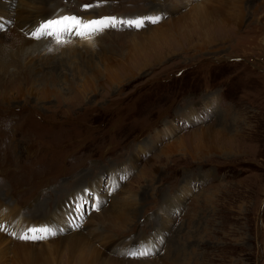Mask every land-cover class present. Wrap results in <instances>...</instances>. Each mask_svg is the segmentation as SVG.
Instances as JSON below:
<instances>
[{
    "label": "rangeland",
    "instance_id": "1",
    "mask_svg": "<svg viewBox=\"0 0 264 264\" xmlns=\"http://www.w3.org/2000/svg\"><path fill=\"white\" fill-rule=\"evenodd\" d=\"M2 1L0 264H264V0H48L44 22L163 19L39 48Z\"/></svg>",
    "mask_w": 264,
    "mask_h": 264
},
{
    "label": "bare ground",
    "instance_id": "2",
    "mask_svg": "<svg viewBox=\"0 0 264 264\" xmlns=\"http://www.w3.org/2000/svg\"><path fill=\"white\" fill-rule=\"evenodd\" d=\"M219 2V4H218V6H216V7H214L215 9H217V10H219V12L221 11V7H222V5L224 4L223 2H225V1H223L222 2V0H218ZM216 2V1H215ZM48 0H30L29 2H27L26 0H19V3L17 4V6H16V8L14 9V12H15V14L17 15V17H16V19L18 20V21H23L21 24L22 25H18L17 24V26L15 27V29H16V31H17V33H16V36L14 37V39L17 41V42H19L22 46L24 45L25 47L26 46H29L28 44L26 45V42L28 41L30 44H32V45H36L35 46V48H37V46H38V48L40 47V46H42L43 45V41L44 40H37V39H34V38H32L31 37V35H30V33L32 32V31H35L36 29H37V27L40 25V24H42V23H44V21H45V19L48 17V16H46L45 14H47L48 13ZM6 9H7V7H6V5H5V3L2 1V0H0V10L1 11H6ZM56 13V12H55ZM211 14H212V12H210ZM213 13H214V11H213ZM195 14H196V17H198L199 18V20L198 21H196L195 23H191V26H193V27H195V26H200V27H202V25L203 24H209V28L205 31V32H203V30H200V34H199V36H196V37H194V36H190V39L191 40H193V39H200V38H205L206 36H207V34L209 33V32H211L210 30L211 29H213V26L216 24V23H214V21L213 20H211V19H209L208 20V18L207 17H204V16H207V14L205 13V7H199L198 9H196V11H195ZM43 15H45V16H43ZM58 15V14H57ZM60 15V14H59ZM157 15V14H156ZM209 16H211V15H209ZM0 19H3L2 17L0 18ZM8 20H10V18L8 17ZM83 20H85V21H87V20H92V18H89V19H87V18H85V19H83ZM6 21V20H5ZM6 26H7V24H6ZM183 27V26H182ZM22 29H25L26 31H24V32H22L21 30ZM181 31H183V30H181ZM10 35V32L7 34V36H9ZM198 35V34H197ZM183 36H187V34H184ZM72 37H75V35H65V38H64V40L67 42V40L69 39V38H72ZM18 38H19V40H18ZM41 39V38H40ZM37 40V41H36ZM88 40L86 39L85 41H84V43L82 44V45H88ZM6 45V44H5ZM5 45H4V50L2 51V50H0V54L1 55H4V54H10L11 53V47L10 46H8V48L7 47H5ZM73 45V44H72ZM70 46V45H69ZM71 47H73V46H71ZM80 48V47H79ZM28 49V48H27ZM26 49V51H28ZM71 50V49H70ZM22 53V52H21ZM27 54V53H26ZM2 58H5V56H3ZM7 58V57H6ZM3 67H5V68H8L9 66H10V61H8L7 63H5V64H3L2 65ZM7 117V116H6ZM5 119V118H4ZM205 146L203 145V143H200V145L199 146H197V151L198 152H200L203 148H204ZM3 156V155H2ZM22 181V180H21ZM0 211H1V209H0ZM6 211V210H5ZM2 212H0V214H1ZM11 213H13V212H11ZM3 214H1V216H2ZM8 216V215H7ZM0 218H2V217H0ZM20 218V217H19ZM13 220V219H12ZM17 220V219H16ZM10 222H11V225H14L17 221H11L10 220ZM19 223V222H18ZM18 223H16L15 224V231H16V233L18 234V236L17 237H19V236H21V235H24V233L25 232H28V229H30V228H34L33 226H27V225H24V224H18ZM34 224H36V222H34ZM44 224V223H43ZM42 224V225H43ZM1 227V226H0ZM37 228H41L40 226H38ZM3 229V228H2ZM3 231L4 232H9L10 231V228L9 229H3ZM29 233V232H28ZM31 234V233H30ZM11 236V235H10ZM16 238V237H15ZM2 237H0V256L1 257H4V256H6V250H5V248H4V246H2ZM13 254V256H12V260H27V257L25 256V254L23 253V255H20V259H18V258H16L17 256H19L17 253H15V252H13L12 253ZM40 255V252H37L36 254H35V256L36 257H38ZM22 258V259H21ZM52 261V260H51ZM32 262V261H31ZM35 262V260H33V263ZM54 264V263H53Z\"/></svg>",
    "mask_w": 264,
    "mask_h": 264
},
{
    "label": "snow or ice",
    "instance_id": "3",
    "mask_svg": "<svg viewBox=\"0 0 264 264\" xmlns=\"http://www.w3.org/2000/svg\"><path fill=\"white\" fill-rule=\"evenodd\" d=\"M162 19L163 17L157 14L154 16L129 19L126 21L118 20L116 17H103L85 21L75 15H64L58 17L57 19L48 20L40 24L35 31L30 33V35L34 39H40L45 36L52 37L54 38L57 45H61L66 43V41L63 39L65 35H75L81 39H90L100 32L108 29H115L118 24L128 28L141 29L146 23L157 24ZM2 27L3 25H0V29H2ZM28 232L31 233V235L25 234L19 236L18 238L21 240L36 241L46 239L50 235H55V233L51 232L47 228H30L28 229ZM13 235L15 234L13 233ZM150 254V250H147L143 252L132 253L131 255L144 257Z\"/></svg>",
    "mask_w": 264,
    "mask_h": 264
}]
</instances>
